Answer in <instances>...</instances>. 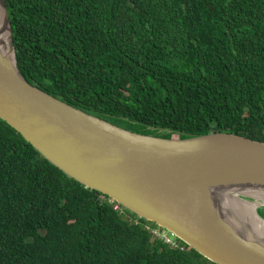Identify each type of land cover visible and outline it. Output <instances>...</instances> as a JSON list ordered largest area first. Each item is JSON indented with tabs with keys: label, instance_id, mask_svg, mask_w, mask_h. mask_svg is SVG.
Listing matches in <instances>:
<instances>
[{
	"label": "trees",
	"instance_id": "1",
	"mask_svg": "<svg viewBox=\"0 0 264 264\" xmlns=\"http://www.w3.org/2000/svg\"><path fill=\"white\" fill-rule=\"evenodd\" d=\"M6 3L21 74L53 97L140 134L264 142V0ZM116 204L0 120V264H215Z\"/></svg>",
	"mask_w": 264,
	"mask_h": 264
},
{
	"label": "water",
	"instance_id": "2",
	"mask_svg": "<svg viewBox=\"0 0 264 264\" xmlns=\"http://www.w3.org/2000/svg\"><path fill=\"white\" fill-rule=\"evenodd\" d=\"M0 120L68 177L212 263L264 264V238L232 206L254 204L264 221L258 212L264 142L230 133L140 134L53 97L21 74L6 0H0Z\"/></svg>",
	"mask_w": 264,
	"mask_h": 264
},
{
	"label": "bare ground",
	"instance_id": "3",
	"mask_svg": "<svg viewBox=\"0 0 264 264\" xmlns=\"http://www.w3.org/2000/svg\"><path fill=\"white\" fill-rule=\"evenodd\" d=\"M255 196V194H252ZM233 209L240 213V216L249 224L250 229L254 230V233L264 238V221L260 219L256 213V205L246 201L233 202Z\"/></svg>",
	"mask_w": 264,
	"mask_h": 264
},
{
	"label": "built area",
	"instance_id": "4",
	"mask_svg": "<svg viewBox=\"0 0 264 264\" xmlns=\"http://www.w3.org/2000/svg\"><path fill=\"white\" fill-rule=\"evenodd\" d=\"M119 206H120L119 204H116L115 205V210H119L120 209ZM147 229L149 231H151L156 238H158V239H160V240H162L164 242L169 243L172 247H175V248L178 247V243L176 241L177 238H175V236H173L167 230H165L163 228H160V227L153 228V227H150V226H147Z\"/></svg>",
	"mask_w": 264,
	"mask_h": 264
},
{
	"label": "rangeland",
	"instance_id": "5",
	"mask_svg": "<svg viewBox=\"0 0 264 264\" xmlns=\"http://www.w3.org/2000/svg\"><path fill=\"white\" fill-rule=\"evenodd\" d=\"M260 207H264V205H259L258 208H260ZM262 210H264V208H262Z\"/></svg>",
	"mask_w": 264,
	"mask_h": 264
}]
</instances>
